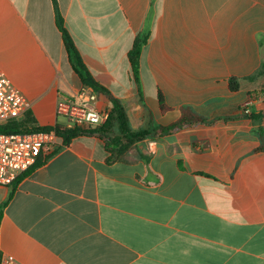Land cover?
Returning <instances> with one entry per match:
<instances>
[{
  "label": "crops",
  "instance_id": "1",
  "mask_svg": "<svg viewBox=\"0 0 264 264\" xmlns=\"http://www.w3.org/2000/svg\"><path fill=\"white\" fill-rule=\"evenodd\" d=\"M55 4L133 129L169 125L183 107L229 119L148 139L139 146L144 159L128 164L107 163L96 135L62 143L17 185L0 187V260L264 264V117L251 118L264 110L251 96L264 86V0H155L142 98L128 54L152 0H0V70L30 104L21 120L38 127L64 126L59 95L83 87Z\"/></svg>",
  "mask_w": 264,
  "mask_h": 264
},
{
  "label": "trees",
  "instance_id": "2",
  "mask_svg": "<svg viewBox=\"0 0 264 264\" xmlns=\"http://www.w3.org/2000/svg\"><path fill=\"white\" fill-rule=\"evenodd\" d=\"M154 2L155 0H152L151 8L144 22V26L136 36L132 49L128 54L133 81L138 87V92L141 98L143 96L141 81V57L151 36V26L154 16ZM55 7L57 27L62 34L70 65L73 71L79 77L84 87L92 88L94 92H96L98 95L103 96L108 101L110 113L109 119L104 125L100 127H97L95 129L82 130L79 128L67 129L62 125H56L55 127H38L34 119L30 116H27L23 121H11L5 125H0V133L10 134L54 131L57 136L62 139V142L65 146H69L74 139L82 135H96L105 142L106 151L110 154V156L107 158V163L122 162L128 164L133 163L137 160L144 159L141 156V152L138 151V145L148 139L159 138L166 135H173L181 130L197 128L198 126L224 123L229 119L217 118L214 120H209L195 113L191 108L183 107L180 110L181 116L175 122L169 125L149 129H140L138 131L133 130L130 125L129 117L124 104L121 102V100L115 98L108 89L97 82L89 72L71 35L64 25V19L60 14V11L56 4ZM260 74L261 72L256 75L255 78ZM249 79L252 80L254 79V77H251ZM230 89L232 92H237L240 89V82L237 79L230 80ZM159 100L161 110H168V108H166V106L164 105L161 95L159 96ZM263 117L264 110L259 114L252 116L251 118L258 119ZM47 159V157H40L38 163L40 162V160L45 162L47 161ZM20 178L14 183L13 186L17 185L20 182ZM14 191L11 193L8 201L12 199ZM5 206L6 203L0 206V221L3 216V210Z\"/></svg>",
  "mask_w": 264,
  "mask_h": 264
},
{
  "label": "built area",
  "instance_id": "3",
  "mask_svg": "<svg viewBox=\"0 0 264 264\" xmlns=\"http://www.w3.org/2000/svg\"><path fill=\"white\" fill-rule=\"evenodd\" d=\"M30 104L20 90L10 86L0 70V125L20 121ZM57 116L65 119L67 129H95L110 116L109 105H100L99 95L90 87L71 94H60ZM54 131L0 133V187H9L31 170L44 155H53L62 144ZM0 264H21L13 256L1 258Z\"/></svg>",
  "mask_w": 264,
  "mask_h": 264
},
{
  "label": "rangeland",
  "instance_id": "4",
  "mask_svg": "<svg viewBox=\"0 0 264 264\" xmlns=\"http://www.w3.org/2000/svg\"><path fill=\"white\" fill-rule=\"evenodd\" d=\"M263 73V71H261V74ZM260 76V75H259ZM251 96H254L257 100H259V102L261 101L262 102V106H261V108H263V104H264V86H262L259 90H256V91H254L253 93H252V95ZM61 120L62 121H65V119H63V118H61ZM20 121H22V120H20ZM19 120H18V122H20ZM152 121V126H155L156 125V123L154 122V120H151ZM150 126V125H149ZM151 127V126H150ZM133 129V128H132ZM140 129H144V128H140ZM140 129H133V130H135V131H138V130H140ZM141 144H139L138 145V151H140V148H139V146H140Z\"/></svg>",
  "mask_w": 264,
  "mask_h": 264
}]
</instances>
